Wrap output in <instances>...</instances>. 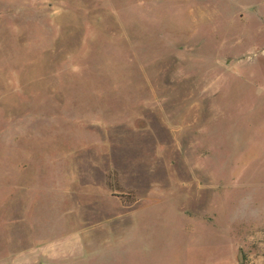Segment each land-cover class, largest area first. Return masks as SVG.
Segmentation results:
<instances>
[{
  "label": "rangeland",
  "instance_id": "1",
  "mask_svg": "<svg viewBox=\"0 0 264 264\" xmlns=\"http://www.w3.org/2000/svg\"><path fill=\"white\" fill-rule=\"evenodd\" d=\"M42 260L264 264V0H0V264Z\"/></svg>",
  "mask_w": 264,
  "mask_h": 264
},
{
  "label": "crops",
  "instance_id": "2",
  "mask_svg": "<svg viewBox=\"0 0 264 264\" xmlns=\"http://www.w3.org/2000/svg\"><path fill=\"white\" fill-rule=\"evenodd\" d=\"M29 229H31V231H32V227H29ZM25 236H27V235H25ZM45 252H46V250H45ZM17 262H19V261H17ZM26 264H56V262H53V261H50V260H42L40 263H35V262H32V261H28Z\"/></svg>",
  "mask_w": 264,
  "mask_h": 264
},
{
  "label": "water",
  "instance_id": "3",
  "mask_svg": "<svg viewBox=\"0 0 264 264\" xmlns=\"http://www.w3.org/2000/svg\"><path fill=\"white\" fill-rule=\"evenodd\" d=\"M239 260H240V257H239Z\"/></svg>",
  "mask_w": 264,
  "mask_h": 264
}]
</instances>
